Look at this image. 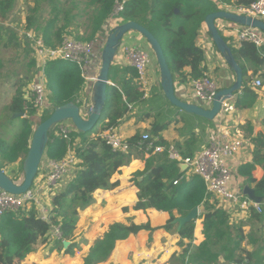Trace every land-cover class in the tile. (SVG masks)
<instances>
[{"label":"trees","instance_id":"obj_1","mask_svg":"<svg viewBox=\"0 0 264 264\" xmlns=\"http://www.w3.org/2000/svg\"><path fill=\"white\" fill-rule=\"evenodd\" d=\"M33 1L35 8L32 11L36 13L41 2ZM48 1L51 5L52 18L40 31L47 46L57 47L62 44L68 28L67 25H59V20L64 16L65 21L69 22L68 11L64 6L73 0H66L65 3L60 0ZM118 1L120 0H84L87 8L95 9L89 19L92 33L86 43L95 40L97 34L104 30V25L113 15ZM255 1L257 0H129L120 17L126 23L140 24L154 35L163 48L174 78L176 76L182 78L183 71L190 69V79H198L205 72L202 64L206 52L198 46L197 41L206 17L219 12L223 5H250ZM15 4L16 0H0L1 20L9 19ZM35 22L36 18H32L31 14L27 16L29 30L33 28ZM3 31L4 28L0 26V42L3 41L1 39ZM15 32L10 29L6 31L7 36H12L11 41L17 34ZM223 38L228 43L224 36ZM229 46L244 77L242 90L244 98L237 101V107L250 108L257 99L251 83L264 69V47L259 49L248 42L243 43L240 48ZM230 70L233 72L231 68ZM111 72H114L113 67ZM130 75L131 78L122 83V92L116 87L109 88L104 114L92 132L83 134L73 130L69 134V141L61 136L58 127L50 134L46 159L62 160L71 149L79 161L78 171L67 188L52 198V211L48 221L41 219L36 207L19 213H9L0 218V264L24 262L36 251L37 246L48 243L55 227L60 229L62 239L55 243L52 251L74 255L80 250V245L73 239L80 212L94 204L96 191L115 189L117 184L111 182L113 175L137 158L145 160V170L136 173L132 179L139 190V201L134 207L136 211L154 209L170 214L171 220L164 227L169 231L175 227L172 223L176 215L186 217L195 208L202 210L200 216L186 224L179 233L181 237L179 247L182 248L179 258L182 264H264V220L261 216L251 213L245 222L233 223L232 216L207 193L201 177L194 175L187 181V171L183 172L178 164L169 161L166 154L152 155L146 159L138 147V143L142 141L141 135L127 141L130 145V152L127 154L113 152L98 137L100 127L102 131L110 127L117 128L118 121L129 112L128 105L144 100L145 92L134 82L137 77L136 71L130 70ZM45 76L52 109L77 103L84 84L81 70L77 65L62 61L50 62L45 67ZM260 78L264 79V72L260 74ZM25 102L24 92L17 88L8 110L13 115L24 113L25 117L20 118L21 131L12 144L0 139V168L3 172L5 169L2 161L6 165H13L26 157L29 151L35 131L31 119L35 116L36 110L30 106V112L27 114L24 111ZM50 111L43 115L41 122L49 118ZM153 134L157 135L156 129ZM77 139L81 140L80 146L76 145ZM148 143H144L143 146ZM252 143L253 163L242 166L238 174L248 177V183L253 185L256 196L264 200V177L257 181L252 175L256 167L264 170V136L258 135ZM156 144L163 145V142L158 141ZM13 181L17 184L16 180ZM175 182L178 184L175 185ZM255 217H259V223L254 220ZM199 219H203L205 240L197 246L194 242L196 222ZM245 227L250 228L248 233H245ZM142 231L153 233L155 229L150 223L112 225L104 237L91 247L84 264H101L108 261L118 242L125 241L131 235H137ZM63 241L72 244L65 250ZM248 247H252V250Z\"/></svg>","mask_w":264,"mask_h":264},{"label":"crops","instance_id":"obj_2","mask_svg":"<svg viewBox=\"0 0 264 264\" xmlns=\"http://www.w3.org/2000/svg\"><path fill=\"white\" fill-rule=\"evenodd\" d=\"M3 25L6 26L8 23L0 19V26L4 28L1 39L5 41L6 38L4 39V36L7 35V30ZM14 31L22 34L17 29H14ZM220 33L228 40L229 45L233 48H238L232 37L229 38L224 35L226 33ZM199 34L197 44L203 47L206 52L205 61L202 64L203 69L209 72L216 80L219 90L230 88L235 82V74L230 70L225 58L218 53L212 41H210L211 38L205 24ZM129 41H136L142 44L145 39L140 34L132 32L125 37L124 45L130 46L127 44ZM135 46L137 45L131 47ZM112 67L114 72H111L110 82L112 87H116L122 92L123 81L131 78L130 70L134 69L131 68L122 51L118 52ZM150 71L153 78V86L147 93V97L141 102L131 104L132 108H129V112L118 121L116 129L120 136L124 140L129 141L136 135H141V137L150 135L157 142L162 141L164 146L174 145L184 156L193 157L208 147L217 136V128L220 125L222 127L225 125L227 131L240 133L247 141L245 151L237 157L236 175H238L239 178L237 180L240 181L239 183L243 188L249 187L253 189V185L248 183V177L239 176L238 172L242 166L253 163L254 145L252 140L258 135L264 136V88L256 89L253 87L254 79L260 78V74L264 72V69L259 72V75L251 83V88L257 95L253 106L250 108L237 107V101L242 97L244 98L241 91L235 95V100L231 102L230 109L226 111L227 114L224 113L218 116L214 121H208L185 113L172 106L163 93L158 65H152ZM189 75L190 69H185L183 75H181L182 78L180 76L174 78L175 92L183 102L193 103L195 101L189 88V81L191 80ZM250 75H252V72H250ZM261 80L264 83V79ZM12 99L9 98V101L3 99L0 102V108H2L0 112V118H2L0 120V139H4L10 144L15 140H12L14 134L7 133L3 126H8L10 123L9 114L12 118L13 116L19 118L17 115L11 114L7 108ZM3 120L4 123L2 122ZM101 128L99 132L102 131ZM155 129L157 135L153 134ZM80 144L81 140L77 139L76 145L80 146ZM145 158L147 159L148 157L145 156ZM45 164L46 160L41 171H39L38 179L44 176L48 170ZM180 168L183 172L186 171L183 166ZM144 170L145 160L140 158L133 159L129 165L120 168L113 175L111 182L117 184L115 189L111 191L98 190L94 193V204L80 212L74 236L75 242L80 245V250L76 251L74 255L69 256L52 251L56 242L50 240L51 237H49L47 244L37 246L36 251L30 254L21 264H84V259L87 257L91 247L97 240L104 237L112 225L117 223L123 225H144L150 223L155 231L153 233L142 231L137 235H131L125 241L118 242L109 260L101 264H182L179 258L182 254V248L179 247L181 240L179 224L177 222L172 223L175 227L167 231L164 227L171 220L170 214L154 209L147 211H136L134 209L139 201V190L132 182V179L136 173ZM77 171V167L72 170L70 176L62 183L60 191L67 188L75 178ZM4 172L8 174V172ZM194 175L192 172L187 171V181ZM252 175L257 181H260L264 177V170L261 167H256ZM47 203L51 204L52 199L47 200ZM201 213L202 210L200 209ZM229 214L232 216L233 223L245 222L248 218L247 214H242L240 211H233ZM179 218L180 216L176 215V219ZM254 220L258 223L260 222L259 217H255ZM203 229V219H199L196 222L194 242L197 246L205 240ZM249 230V227H245V233H248ZM70 243L72 244V242ZM185 243L187 244L188 242L185 241ZM248 249L252 250V247H248Z\"/></svg>","mask_w":264,"mask_h":264},{"label":"built area","instance_id":"obj_3","mask_svg":"<svg viewBox=\"0 0 264 264\" xmlns=\"http://www.w3.org/2000/svg\"><path fill=\"white\" fill-rule=\"evenodd\" d=\"M129 0H120L115 5L113 15L107 23L111 31L121 24V14L125 11ZM220 11L236 14L238 16L249 17L264 22V0H257L250 5H237L233 8L220 7ZM104 26V30L107 26ZM216 26L226 37H232L240 48L243 43H252L257 48L264 47V33L252 27H244L227 21H217ZM110 31V32H111ZM24 39L27 41L35 56L36 65L39 74L36 80L31 84L27 102L24 105V111L32 106L36 113L40 114L49 107L47 79L45 76V67L50 62L62 61L77 65L81 70L83 79V88L77 104L81 107V113L87 112L92 107L91 97L93 86L98 81L101 71V53L103 43L81 42L69 38H64L62 44L57 47H49L44 40L37 37L34 32L24 33ZM210 41H212L210 39ZM213 44V42H212ZM203 48V47H202ZM204 49V48H203ZM205 50V49H204ZM122 51L129 65L133 68L137 77L135 83L147 93L153 86L151 77L152 56L149 52L136 47L121 44L119 53ZM253 87L256 89L264 88V83L260 78H255ZM189 88L192 92V98L200 106L211 108L216 95L219 91L216 80L209 72H204L198 79L189 81ZM235 97L225 101L222 104L221 113L227 114L231 107V102ZM26 101V100H25ZM83 104V105H82ZM132 108V105H128ZM83 107H86L83 110ZM87 109V110H86ZM219 115V116H220ZM221 127V128H220ZM61 136L69 141V134L75 130L72 125L64 123L58 126ZM218 133L212 143L198 152L193 157L184 156L183 153L174 145H160L150 135L142 136V141L138 143L139 150L150 158L152 155L166 154L169 161L184 167L186 171L201 177L207 188V193L214 197L220 206L227 212L240 211L242 214L254 213L261 216L264 220V202L256 203L244 193L243 186L237 180L236 175L237 157L245 151L247 141L240 133H230L225 125L217 128ZM98 137L109 146L113 152L127 154L130 152L129 143L124 140L116 128L110 127L99 133ZM149 142L146 146L144 143ZM143 146V147H142ZM46 160L47 172L40 179H35L32 188L25 194L14 196L0 190V218L9 213H19L20 211L30 210L36 207L41 219L48 221L52 206L47 200L52 199L60 192L62 183L70 176L72 170L77 167L79 162L74 152L69 149L67 156L59 161L44 159L40 171ZM175 185L178 182L174 183ZM54 242L62 239L61 231L55 227L50 235ZM64 242V241H63Z\"/></svg>","mask_w":264,"mask_h":264},{"label":"water","instance_id":"obj_4","mask_svg":"<svg viewBox=\"0 0 264 264\" xmlns=\"http://www.w3.org/2000/svg\"><path fill=\"white\" fill-rule=\"evenodd\" d=\"M217 21H227L244 27H252L264 33V22L249 17L238 16L233 13L219 11L208 15L205 19L210 38L215 45L217 51L225 56L226 63L230 66L235 74V82L230 88L219 90L211 108H206L194 103L183 102L178 98L175 92L174 76L167 63L163 48L158 40L145 27L136 22H127L115 27L105 43L101 51V71L98 81L93 86L91 97L92 107L87 112L81 113V107L77 103H70L50 111V116L41 122L34 131L31 139L29 151L23 163L24 181L16 184L8 177L0 168V190L14 196L27 193L33 186L35 179L39 174L42 162L45 159L50 134L61 124L68 123L73 128L83 134L92 132L99 124L104 114L107 93L112 87L110 82L111 68L115 58L119 52L121 44L129 33L140 34L148 43L151 52L155 56L160 74L162 89L166 99L175 108L208 121H214L221 113L222 104L235 97V95L243 90L244 77L243 71L235 60L232 49L221 35L216 26ZM86 107H83L85 110ZM17 117H25L24 113L17 114ZM244 193L256 203H262L264 200L256 196L255 191L249 187H245ZM200 216V209L195 208L186 217H180L173 221L179 224L181 229L188 223L196 220ZM66 250L71 243L63 242Z\"/></svg>","mask_w":264,"mask_h":264},{"label":"rangeland","instance_id":"obj_5","mask_svg":"<svg viewBox=\"0 0 264 264\" xmlns=\"http://www.w3.org/2000/svg\"><path fill=\"white\" fill-rule=\"evenodd\" d=\"M65 1L66 0H60V2L63 3H65ZM40 2L41 5L40 8H38V12L33 13L32 9L35 8V2L33 0H16L15 9L10 18L7 20L8 25H3L6 30L17 29L22 32V34H15V37L14 39H12V41V36L5 35L4 39L6 38V40L0 42V102L3 99L9 101V98H13L15 96L17 88L22 89V91L24 92V99L27 102L30 86L36 80L37 75L39 74L38 67L35 63L36 61L34 62V52L30 44L25 41L23 35L27 32H34L37 37L43 39L40 31L41 27L49 22L50 18H52V15L50 13L51 5L49 1L40 0ZM83 2L84 0H73L69 5H67L66 7L64 6L65 10L68 11L67 17L69 18V22L65 21L66 17L64 16L59 20V25L64 24L68 26L63 38L88 42V39L90 38L92 33V26L90 27L89 19L93 16L95 9L87 8L85 6V3ZM223 7L233 8L235 6L223 5ZM30 14L32 18H36V22L34 23V26L31 30L27 28V16ZM122 23H125L123 19H121V24ZM38 28L39 30H37ZM110 31V25L107 24L105 30L97 34V38H95V40L93 41H98L100 43L102 42L104 44L111 33ZM127 44L130 46L137 45L135 46L136 48L149 52L153 58L152 65L157 64L155 56L151 52L150 47L146 41H144L142 44H139L136 41H129ZM101 51L102 49H100V53ZM49 99L50 91L48 90V100ZM46 108L47 109L44 110L43 113L40 114L39 112H37L31 119L34 123L35 129L40 125L43 115L47 111H50L52 109L50 100L49 107L47 106ZM1 110L2 108H0V112ZM29 112L30 109L27 110V114H29ZM8 117L10 118V123L8 124V126H3V128L5 131H7V133L12 135L14 134L12 138V140H14L17 138L18 134L21 131L22 121L20 120V118H16L15 116H13L12 118L10 114L8 115ZM1 119L2 118H0V120ZM2 122L4 123V120ZM24 160L25 157L22 158V160H20L17 164H13V166L6 165V163L3 161L1 162L4 166L5 171L8 172V174H5L12 180H16L17 184H21L24 181Z\"/></svg>","mask_w":264,"mask_h":264},{"label":"clouds","instance_id":"obj_6","mask_svg":"<svg viewBox=\"0 0 264 264\" xmlns=\"http://www.w3.org/2000/svg\"><path fill=\"white\" fill-rule=\"evenodd\" d=\"M214 45V44H213ZM215 46V45H214Z\"/></svg>","mask_w":264,"mask_h":264}]
</instances>
